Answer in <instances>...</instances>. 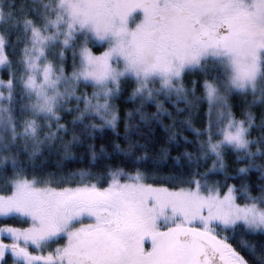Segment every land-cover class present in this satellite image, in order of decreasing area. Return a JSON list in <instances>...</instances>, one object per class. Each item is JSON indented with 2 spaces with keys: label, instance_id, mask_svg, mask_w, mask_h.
I'll return each mask as SVG.
<instances>
[{
  "label": "snow or ice",
  "instance_id": "snow-or-ice-1",
  "mask_svg": "<svg viewBox=\"0 0 264 264\" xmlns=\"http://www.w3.org/2000/svg\"><path fill=\"white\" fill-rule=\"evenodd\" d=\"M0 73V264H264V0H0Z\"/></svg>",
  "mask_w": 264,
  "mask_h": 264
},
{
  "label": "trees",
  "instance_id": "trees-1",
  "mask_svg": "<svg viewBox=\"0 0 264 264\" xmlns=\"http://www.w3.org/2000/svg\"><path fill=\"white\" fill-rule=\"evenodd\" d=\"M0 75H2V73H0ZM129 94H130V88L127 91L124 92L123 99L126 100ZM117 103H121V101H117ZM136 106H137V104L132 102V101H128L127 103H121V107H123V108L132 109V108H134ZM165 107H167V108H169L171 110V105L168 104L167 102H165ZM180 107L183 108L184 105L181 104ZM242 108H243L242 101L237 99L236 102H235L234 112H235V114H236V116L238 118H242L241 117ZM145 110L147 112L151 113V112H155L156 108H155L154 105H152V106H148ZM204 110H206V105H202L199 114H194L193 115L192 122H193V126L194 127L202 128L204 126L203 125V120L205 119L204 116H203ZM254 111L259 115L261 109L255 108ZM121 114L123 115V113H121ZM187 115L188 114L185 113L184 118H187ZM137 119H138V117H137ZM62 122H65V121H62ZM164 123H171V121L165 118L164 119ZM154 127H155L156 132H157L158 135H163V131L160 128L159 125H154ZM147 130H148L147 127H145L144 131H147ZM119 131L121 133H123V126L122 125L120 126ZM107 134L111 135V132L109 131ZM183 135L187 136L190 140L194 139V134L190 130L189 131H184ZM253 135H256V133L254 132ZM102 142H104V141H102L100 139H97V141H96L97 144L102 143ZM121 143H122V146H125L123 142H121ZM171 147H172V150L169 153V158L168 159L159 160L157 163L149 162L147 167L149 169L156 170L158 172V174H160V175H167L168 173H170L172 171H175L176 169L174 168V165H175L176 162L173 159H171V157H175V156L179 155L181 152H183L184 149L182 147L181 148H177L174 145L171 146ZM189 150H191V149H189ZM73 151L77 154L78 157L83 153V149L82 148H74ZM152 154L153 153L150 152V155H152ZM137 155H140V153L138 152ZM42 159L46 161V164H47L46 170L49 171V172L58 171V169L55 167V165H56V163L58 161H60L64 165H66V168L70 169V170H75L77 168L89 167L88 158H85V162L84 163H79L78 161H76V162L62 161V160H60V157H58L56 155H51V156L46 155ZM181 162L183 163V161H181ZM38 163H39V161H38ZM258 163H259V161H258ZM210 166H211V161L208 162L207 167H210ZM127 167H128V170H131L130 166H127ZM200 170L204 171L205 169L201 168ZM228 171L230 173H232L234 171V169L233 168H229ZM259 177H260L259 172L253 171V172H251L249 174L248 180L253 186H255L256 184L261 182ZM213 178L214 179H222V176H215ZM148 182H152V181H148ZM229 183L238 184L239 181L238 180H230ZM253 191L255 193V191H256L255 187L253 188ZM3 223L15 224L16 221H12V220L0 221V224H3ZM245 239H248V240H264V237L248 236V237H245ZM229 243H233L234 246H235V241H229Z\"/></svg>",
  "mask_w": 264,
  "mask_h": 264
},
{
  "label": "rangeland",
  "instance_id": "rangeland-1",
  "mask_svg": "<svg viewBox=\"0 0 264 264\" xmlns=\"http://www.w3.org/2000/svg\"><path fill=\"white\" fill-rule=\"evenodd\" d=\"M95 50H97V51H102L103 49L102 48H98V49H95ZM192 78H194V77H192V76H188V77H186L185 79H186V82L188 81V80H190V79H192ZM89 91H91V89H89ZM161 99H163V97H161ZM241 100L242 101V106H244V101H243V98L242 97H240L239 95H234L232 98H231V103L233 104V111H234V108H235V102H236V100ZM249 99H250V97H249ZM253 111H254V109H253ZM149 183H152V182H149ZM86 223H87V221H86ZM6 242H8V241H6ZM61 243H63V241H61ZM145 247L146 248H148V247H150V244L149 243H145ZM9 264H11V261H9Z\"/></svg>",
  "mask_w": 264,
  "mask_h": 264
}]
</instances>
